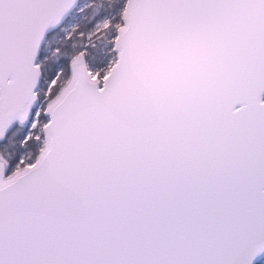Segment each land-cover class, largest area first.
Wrapping results in <instances>:
<instances>
[{"label":"snow or ice","instance_id":"1","mask_svg":"<svg viewBox=\"0 0 264 264\" xmlns=\"http://www.w3.org/2000/svg\"><path fill=\"white\" fill-rule=\"evenodd\" d=\"M0 264H264V0H0Z\"/></svg>","mask_w":264,"mask_h":264},{"label":"trees","instance_id":"2","mask_svg":"<svg viewBox=\"0 0 264 264\" xmlns=\"http://www.w3.org/2000/svg\"><path fill=\"white\" fill-rule=\"evenodd\" d=\"M109 3V1L106 2H102L101 4L107 5Z\"/></svg>","mask_w":264,"mask_h":264},{"label":"rangeland","instance_id":"3","mask_svg":"<svg viewBox=\"0 0 264 264\" xmlns=\"http://www.w3.org/2000/svg\"><path fill=\"white\" fill-rule=\"evenodd\" d=\"M106 1H109V0H100L101 3H102V2H106Z\"/></svg>","mask_w":264,"mask_h":264}]
</instances>
